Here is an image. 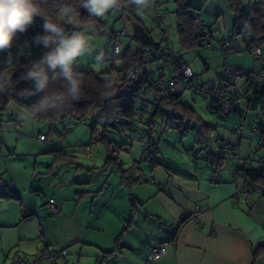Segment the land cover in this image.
<instances>
[{
  "label": "crops",
  "instance_id": "0c3cea01",
  "mask_svg": "<svg viewBox=\"0 0 264 264\" xmlns=\"http://www.w3.org/2000/svg\"><path fill=\"white\" fill-rule=\"evenodd\" d=\"M234 41L241 45L240 37ZM230 64L246 74L264 67V63L247 69ZM239 81L235 91L242 93L245 82ZM242 107L237 103L238 111ZM235 120L230 116L229 125ZM204 123L214 127L217 118L212 115ZM55 125L51 132L58 130ZM198 130L202 129L196 125L194 136L185 143L177 141L178 132L169 133L153 164L147 157L139 164L140 182L131 187L104 164L109 173L93 174L96 162L78 163L74 170L62 167L74 164V158L64 148L54 149L61 142L45 150L54 154L34 159V172L28 169L32 159L27 153L19 154L27 155L25 158L11 155L26 160L23 163L0 156V176L10 182L7 192L13 191L15 196L0 194V264H9L18 256L30 260L46 244L67 249V264H97L100 260L101 264H264V191L256 190L244 199L236 197L242 181L234 179V170L243 163L225 159L215 169L204 160L201 144L195 145ZM215 133L219 141L235 138L230 128L216 127ZM249 135L245 140H250ZM243 149L247 151L240 152L241 158L253 160L256 150L251 152L250 144L242 145L240 151ZM62 154L71 155V161ZM133 163L124 165L122 161V168ZM49 198L59 203L58 215L52 216ZM163 241L173 245L160 258H149L150 251ZM110 251L113 253L105 255Z\"/></svg>",
  "mask_w": 264,
  "mask_h": 264
},
{
  "label": "trees",
  "instance_id": "16d2710c",
  "mask_svg": "<svg viewBox=\"0 0 264 264\" xmlns=\"http://www.w3.org/2000/svg\"><path fill=\"white\" fill-rule=\"evenodd\" d=\"M188 1L189 0H176L177 6L174 14L179 49H175L169 41L164 24H157L156 11L157 9H160L166 17V6L160 5V3L155 1H152L150 5L152 9V24L159 31V35L156 37L153 35L152 30L147 28L141 17V14L149 12L147 11L149 8L145 9L142 13L137 12L130 9L126 0H123L122 5L118 7V9L120 10L121 17H124L127 21L131 22L134 30L131 36L128 35L125 30V35L121 38L125 46L122 47L118 53L113 50V54L116 55L117 60L121 62V67L117 69L113 63V66L106 70L110 75L109 78H101L91 70H77L81 74L83 80L81 98L71 103L61 112H45L38 115H33L29 106L35 103L42 94L30 97L21 95L24 90L34 88L33 81L25 80L22 77L34 62L39 61L50 50L49 48H45L42 44L37 43L36 38L45 35L43 28L44 18L42 16L34 17L33 23L25 31L16 34L12 45L8 49L0 51V72L11 71V87H7L3 91V95L0 96V113L6 109L9 103H15L27 110L33 119L38 121L47 120L51 123V126H53L58 120L64 118L83 122L88 114H92L93 111L97 110L99 112L98 116L106 119V122L103 124L102 130L96 132L95 127L91 128L90 143L93 144L96 141H101L103 143L107 153L104 167L108 166L115 169L121 180L127 186L131 187L132 184L140 182L139 170H141V168L139 167V164L143 163L145 159L138 163H133L128 168L123 169L122 161L119 157V151L122 149V146H117V149L115 148L116 143L112 142L107 137L105 133L106 128L109 127L115 129L118 132V140L120 142H123L125 137L130 139L134 133L144 135V138L147 141V149L145 150V153L147 154L146 157L149 159V162H152L153 164L152 160L158 155L159 146L161 144L160 139H156L155 141L152 140L154 132L153 122L159 110L164 105L168 108L175 109L174 112H177V110L180 113L183 112V117L191 118V116H196L195 119L199 122L200 129L202 130H198L195 133V142L201 144V149L204 150V152L211 150L212 148L215 150L207 155L204 154V160L215 166V169L221 167L223 160L225 159L234 158L238 161L240 160L243 163L242 166L234 170L241 174L237 179H241V184L246 183L249 185L252 192L256 190L264 191V162L261 161L262 155H264V79L252 82L254 75L264 73V67H262L259 72L246 74L243 70L228 62L227 57L234 53H228L222 47L225 42L229 43L230 47L235 50H246L253 48L254 46H259L262 51L260 61L264 63V50H262V48H264V0H248L247 6L241 4V0H226L228 10L234 14L232 34L233 36L241 38V45H237L234 40L231 41L224 37L218 39L214 31L208 25L206 18L204 19L202 17L199 9L191 10ZM37 3L40 5L41 10L54 21L57 20L58 9L62 4H71L78 8L77 10L79 12V20L81 23L86 24L98 21V17L89 16L86 9L79 7V0H37ZM241 5H243L242 9ZM245 8L246 12H244ZM200 22H202V24ZM62 26L65 28V31L69 33L71 30H76L67 23H62ZM112 30L114 29H111L106 33V40L108 33ZM212 40L217 41L216 46L225 58L221 67H223L225 61L233 67L241 70L246 87L245 91L242 93H237L235 91L238 81L242 78L240 77L236 85L233 86V104L223 125L219 122V112H212L210 110L209 101L205 100L198 94H195L192 90L186 89L181 94L170 92L167 88V81L174 79L173 66L166 67L163 71L157 66L158 60L164 57L163 49L166 45L174 50L176 54V59L173 63L174 65L179 67L187 65L189 67V65L183 60L180 51L193 50L198 52L202 47H210ZM132 44H135V49L132 48ZM242 56H244V54ZM130 64H137L143 69L148 66L151 74L155 77L156 85L148 84L145 97L139 95V93H133L132 91L129 92L127 89L129 84L126 79L127 76L125 71ZM160 71H162L161 74ZM218 74L214 78L199 81L196 79V75L192 73L190 79L193 82L200 83L208 80H215ZM109 83L111 84V87H106ZM163 88L166 89V91L164 95H161L160 91ZM186 91H189L205 101L207 112L217 118V124L214 127L205 124L200 117L197 116L194 110L187 108L185 105L183 106L180 101V96ZM136 92H138V90H136ZM237 103L243 105L242 109H239V111L236 109ZM230 116H234L236 119L232 125H229L228 123ZM239 123H243L244 127L240 135L233 133L235 136L233 141L217 140L215 133L216 127L230 128L231 131L232 126ZM142 125L145 126V130L142 129ZM175 128L178 130L179 128H181V130L184 129L182 121H179L175 125ZM254 128L257 129V131H254ZM245 130L252 135H255L262 150L260 154L258 152L256 153L257 157L253 160L241 158L240 156V149L242 142L244 141L243 134ZM163 131L169 132L168 128H165ZM209 132L214 133V138L210 139L208 136ZM198 134L202 136L201 140H198ZM209 139L211 140V145L207 147L206 142H208ZM235 140H240L237 145V152H235L238 153V159L232 154L227 155L221 151L222 145H229ZM123 143L122 145H124ZM215 143L216 145H214ZM84 146H89L93 149L90 145H80L77 149L83 156L85 155L80 152V148ZM62 155L65 157L69 156L68 158L70 159H67V162L71 161V155ZM192 155L195 159L196 153H193ZM91 157L92 156L88 158ZM7 191L9 190L6 188L4 191L0 192L1 196H7L10 198L15 197L13 191ZM57 204L59 206L58 202ZM120 236L121 234L117 236V240ZM113 251L106 252L105 255L111 254ZM18 258L27 260L18 256L11 261H15ZM102 262L103 261L100 260L97 264H101ZM46 264L59 263L46 262Z\"/></svg>",
  "mask_w": 264,
  "mask_h": 264
},
{
  "label": "rangeland",
  "instance_id": "374dc122",
  "mask_svg": "<svg viewBox=\"0 0 264 264\" xmlns=\"http://www.w3.org/2000/svg\"><path fill=\"white\" fill-rule=\"evenodd\" d=\"M152 1L158 2L160 3V5H164L167 7L166 17L163 23L164 28L166 29L171 45L175 49H179L178 36L176 32V19L174 14L177 6L176 0ZM188 4L190 5L191 10L199 9L202 17L204 19H209L208 25L214 31L218 39L224 37L233 41L237 38L232 34L234 14L228 10L226 0H189ZM241 4L247 6L248 0H241ZM148 8L147 11L149 12L141 14V17L143 18L147 28L152 30L154 36L158 37L159 31L151 21V6ZM244 12H246V8L244 9ZM75 19L77 21V27L73 25L71 26L76 30L83 31L87 34L91 42V47L93 49L92 54L86 55L85 57L78 60L76 70H91L101 78H109L110 75L106 70L111 68L113 66V63L114 66L119 69L121 67V62L117 60L116 55L113 54L112 46L106 40V33L111 29L118 30L124 28L128 35L131 36L134 30L133 25L131 24V22L127 21L126 18L121 17V13L118 8L110 11L104 17H98L97 22L84 24L80 22L79 16L75 17ZM216 44L217 41L212 40L210 47H202L198 50V52L193 50L182 52L180 51L181 55L184 57L185 62L189 65L192 73L196 75V79L199 81L214 78L222 69L221 65L225 58L217 48ZM262 50H264V48H262ZM100 54L103 55V60L102 62L97 63L95 57ZM227 60L229 63L240 64V66L244 67V69L250 68L254 64L262 63V61L260 60H252L248 54H244V56L242 57H238L237 55L232 54L227 57ZM243 78L244 77H242L240 80H242ZM180 101L183 106L185 105L187 106V108L194 110V112L197 114V116L200 117L203 122H208L210 116H212L206 110L205 101L190 93L189 91H186L180 96ZM174 111L175 109L168 108L164 105L159 110L153 122V141H155L156 139H160L164 142L166 138H170L171 135H169V133L171 132H178L176 137L177 141L183 140V143L187 142L190 137L192 138L194 136L196 125H199V122L195 119L196 116H193L194 118L192 116L191 118H187L182 116L183 112L181 110L180 111L182 113L178 112V110L177 112ZM98 115L99 112L95 110L92 114H88L83 122L75 120L73 121L69 118L58 120L55 123V127H57L58 130L51 132V123H49V121L34 120L27 110L15 103H9L6 109L2 111L0 115V156H10L14 159L12 160L13 163H23L26 162V160H15L14 157L25 158L27 155L19 154L27 153L28 156H30L32 159L31 164L28 165V169L31 172H34V161L37 158H42L47 154H54L47 153L45 152V150L50 149L52 145L59 144V142H61L63 144L58 147L55 146L54 149L61 150V148H64L69 151V153H71L74 158V164H63L62 167L69 166L73 168L72 170H74L77 167L76 164L78 163H90V165H93L92 163L96 162L97 169H93V174L97 172L109 173V169L103 168V164L107 155L103 143L101 141H96L93 144L90 143L91 128L95 127L97 132L98 130H102L103 124L106 122V119ZM179 121H182V126L184 128L182 130L181 128H179V130L175 128V125ZM165 128H168L169 132L163 131ZM142 129L145 130L144 125H142ZM39 133H43L44 136L49 138V141H40L38 139ZM105 133L112 142L116 143L115 148L117 146H122V149L119 151V157L124 162V165L133 163V161H141L147 156V154L144 153L147 149V141L144 138V135H141L140 133H134L132 134L130 139L125 137L123 143L118 140V132L115 129L107 127ZM182 133L183 136L181 135ZM167 135L169 137H167ZM245 135L248 136V132L246 130L244 131L243 136ZM249 136L250 140H245V137L243 138L244 141L242 142V145L246 146L250 144L251 152H255L256 150V152L260 154L262 150L259 143L257 142V138L251 133ZM122 143L124 145H122ZM80 145H90L94 149V154L92 155L91 159H86L85 156L78 152L77 148ZM195 145L198 147L199 144L196 143ZM177 147L182 149L179 146V142L177 143ZM246 151V149H243L240 152H243L245 154ZM172 152L174 151L172 150ZM202 152L203 154L207 155L204 150H202ZM14 153H16L17 155H15L14 157L11 156L14 155ZM175 154H178V152H175ZM253 155L256 159V154L253 153ZM10 161L11 160H8V163ZM38 164H40V162ZM81 170L83 173L88 172L86 170L84 171V168H81ZM51 174L52 173H50V176H55ZM43 176H48L49 179L52 178L47 174H44ZM113 177L116 178V173H113ZM52 216L54 215L52 214ZM10 260L9 264L11 262Z\"/></svg>",
  "mask_w": 264,
  "mask_h": 264
},
{
  "label": "clouds",
  "instance_id": "9594fccd",
  "mask_svg": "<svg viewBox=\"0 0 264 264\" xmlns=\"http://www.w3.org/2000/svg\"><path fill=\"white\" fill-rule=\"evenodd\" d=\"M123 0H79V7L87 10L89 16L104 17L110 11L122 5ZM143 12L150 7L152 0H126ZM78 8L71 4H62L58 9L57 20H52L42 10L37 0H0V51L8 49L18 32L25 31L34 21V17L44 18L45 35L36 38L37 43L50 50L37 62H34L22 77L34 82L33 89L24 90L21 95H40L29 106L33 115L45 112H61L74 101L81 98L83 80L76 70L78 60L92 54V47L86 33L79 30L69 32L62 26L67 23L77 27L75 17ZM102 62L103 55L95 57ZM11 87V73L0 72V91ZM106 87H111L107 84Z\"/></svg>",
  "mask_w": 264,
  "mask_h": 264
},
{
  "label": "built area",
  "instance_id": "2783aa9c",
  "mask_svg": "<svg viewBox=\"0 0 264 264\" xmlns=\"http://www.w3.org/2000/svg\"><path fill=\"white\" fill-rule=\"evenodd\" d=\"M129 8L136 11L135 7L128 4ZM157 24H163L165 20V15L162 13L160 9L156 11ZM202 24V22H200ZM74 31V30H71ZM125 35V29L112 30L107 35V41L112 45L114 52L118 53L122 47H124V42L122 41V37ZM223 49L228 53H234L237 56H242L243 54H248L249 57L256 61L260 60L262 57V51L259 46H254L253 48L246 50H235L230 47L229 43L225 42L222 45ZM164 57L160 58L157 62V66L163 71L166 67L173 66L174 79H170L167 81V88L170 92L174 94H181L186 89L192 90L195 94L203 97L205 100L209 101L210 110L212 112H219V122L221 125L225 123V118L231 111V106L233 104L232 98V89L233 86L236 85L237 81L240 77H242L241 70L233 67L232 65L226 63L224 61L223 67L218 74L215 80H208L200 83H196L191 81V69L187 65H182L181 67L174 65L175 52L171 48L166 45L163 49ZM160 71V74L162 73ZM125 74L127 76L128 86L127 89L129 92L139 93L145 97L146 91L148 88V84H155V77L151 74L150 68H141L137 64H130ZM264 79V73H260L258 75H254L252 78V82L255 80ZM148 82V83H146ZM138 90V92H136ZM166 89H161V95L165 94ZM244 127L243 123L235 124L232 126L231 131L237 135H240L242 129ZM254 131L257 129L254 128ZM208 136L210 139L214 138V133L209 132ZM40 140H47V137L43 134L38 136ZM198 140L202 139L200 134L197 135ZM206 142V146L208 147L210 144V140ZM240 140H235L233 143L229 145H222L221 151L225 154H232L235 158H239L237 152V145ZM216 145V143L214 144ZM210 149V148H209ZM215 150L212 148L211 150L206 151V154L212 153ZM80 152L83 153L86 157H90L93 155V149L89 146H84L80 148ZM261 161L264 162V155H262ZM241 174L238 172H234V179L237 178ZM10 182H6L0 176V192L4 191L6 188H9ZM252 190L249 185L241 184L236 191L235 196L241 199L246 198ZM47 206L54 215L59 214V206L57 202L53 198H49L47 201ZM173 243L171 241H163L158 244V246L151 250L149 253V258L158 259L161 257L163 253L167 251L169 247H171ZM67 250L65 248H56L52 245H45L42 250H40L37 254H35L32 260H24V259H16L12 261V264H41V263H55L59 264H67Z\"/></svg>",
  "mask_w": 264,
  "mask_h": 264
},
{
  "label": "water",
  "instance_id": "95a60500",
  "mask_svg": "<svg viewBox=\"0 0 264 264\" xmlns=\"http://www.w3.org/2000/svg\"><path fill=\"white\" fill-rule=\"evenodd\" d=\"M243 8V5H241V9Z\"/></svg>",
  "mask_w": 264,
  "mask_h": 264
}]
</instances>
